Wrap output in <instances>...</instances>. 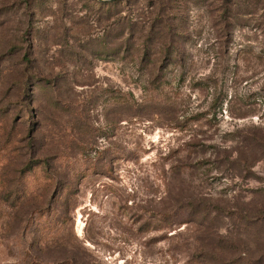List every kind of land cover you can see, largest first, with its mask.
<instances>
[{"label":"rangeland","instance_id":"obj_1","mask_svg":"<svg viewBox=\"0 0 264 264\" xmlns=\"http://www.w3.org/2000/svg\"><path fill=\"white\" fill-rule=\"evenodd\" d=\"M0 264H264V0H0Z\"/></svg>","mask_w":264,"mask_h":264}]
</instances>
